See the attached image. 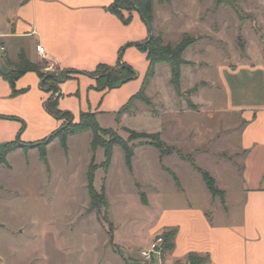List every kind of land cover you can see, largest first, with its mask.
<instances>
[{
	"label": "rangeland",
	"instance_id": "rangeland-1",
	"mask_svg": "<svg viewBox=\"0 0 264 264\" xmlns=\"http://www.w3.org/2000/svg\"><path fill=\"white\" fill-rule=\"evenodd\" d=\"M172 1L171 9L164 7L158 12L163 44L173 46L186 35L197 36L185 52L195 61L194 71L185 68L183 78L180 74L179 90L172 87L167 63L157 69V81L164 90L166 82L171 84L177 97L166 94L155 103L150 97L147 103H135L131 111L134 116L128 117L124 125L149 134L148 137L129 138L121 126L115 127V114L111 111L97 115L99 125L111 129L103 134V139L116 137L133 148L132 167L126 166L122 148L115 145L111 164L104 169V151L97 146L94 163L98 167L93 185L97 190L104 186L106 205L102 199L91 204L87 190V171L93 157L91 131L69 135L66 152L58 137H54L46 146V163L34 147L9 154V165L0 166V264L149 263L141 257L140 250L146 248L153 231L172 210L189 204L206 213L222 208L218 196L212 205L205 199V194L210 193L188 156L218 181L219 189L233 191L240 187L241 128L227 130V125L231 121L234 124L237 118L222 112L227 94L220 87L219 76L223 73L220 74L219 66L246 61L243 47L249 36L260 37L262 46L264 0H238L240 16L229 7H219L211 14L213 0H203L193 7L189 6L191 0ZM201 6L204 10L212 7L211 12L203 13V21L196 17ZM203 30L207 33L201 35ZM225 80L232 87L226 75ZM182 81L186 91L181 90ZM233 81L240 83L242 79ZM193 82L198 84L189 89ZM197 87L200 107L193 103ZM151 96L156 99L155 94ZM63 123L68 125L70 121ZM154 130H162L160 138L172 147L170 152L161 155L154 147ZM24 137L30 143L48 139L37 135L31 126ZM177 177L184 191L177 188ZM240 202L235 208H241ZM105 212L110 230L101 221Z\"/></svg>",
	"mask_w": 264,
	"mask_h": 264
},
{
	"label": "crops",
	"instance_id": "crops-1",
	"mask_svg": "<svg viewBox=\"0 0 264 264\" xmlns=\"http://www.w3.org/2000/svg\"><path fill=\"white\" fill-rule=\"evenodd\" d=\"M113 1L0 0V46L5 48L0 52V144L15 139L22 121L25 123L20 139L24 143H30L24 137L29 126L37 135L42 134L45 138L63 122L46 111L45 101L50 92L41 88L40 77L36 72L26 71L20 74L13 87L4 77L13 69L9 62L17 63L21 51L30 62L40 66L41 70L54 68L56 72H66V76L58 83V106L70 112L73 121H77L83 112H91L96 118L105 111L115 114L140 89L149 62L146 52L129 43L145 41L149 32L136 10L123 11L125 18L130 17L128 22L109 11L108 6ZM202 2L203 0H191L189 6H197ZM172 3V0H152L153 34L159 33L162 36L157 25L158 12L164 7L170 8ZM212 7L205 10L202 6L199 7L196 17L203 21V13L211 12V8V14L216 13L219 7L225 6L215 7L213 0ZM206 31L203 30L201 35L206 34ZM196 37L194 38L197 39ZM259 38L249 36L245 39L243 54L246 61L219 66L220 74L223 73L219 76L222 82L220 87L227 94L226 106L222 112L234 114L237 118L234 124L231 121L227 125V130L241 128V150L238 149L242 160L240 187L233 191L220 188L224 192V199L219 198L221 209L216 208L206 213L205 209L189 204L172 210L168 219L153 231L152 239L145 246L164 229L176 228L174 247L160 257H154L149 263L130 264H264V43L261 46ZM37 44L43 46V55L37 52ZM191 46L193 45L186 50ZM186 50L183 58L190 63L181 65V78L185 68L192 72L195 67V61L185 56ZM119 62L132 66L137 71V77L116 88L103 91L94 89L96 76L88 73L95 72L98 66L115 67ZM202 64L207 62L202 61ZM159 67L160 64L156 65L155 75L146 88L147 96L154 103L161 101V95L173 94L177 97L171 84L168 86L166 82V91L157 81ZM168 73L170 75V71ZM225 75L231 79L232 87L225 80ZM232 79L242 81L236 83ZM200 83L204 86L206 84L203 80ZM196 84L198 83L193 82L188 88ZM160 87L161 92L158 91ZM13 88L18 91L16 94H12ZM181 90L186 91L183 81ZM198 93L197 87L193 103L200 107L196 99ZM152 94H155L156 99ZM135 113L140 112L135 110ZM130 116H134V113L123 114L119 122L115 118V127L132 129L124 125ZM18 150L24 149L18 148L15 151ZM193 169L195 170L194 167ZM177 180V188L184 191L178 177ZM215 181L218 183L216 179ZM205 199L210 205L216 201L211 193L205 194ZM239 201L240 209L235 208ZM190 254L198 258L195 263L189 259Z\"/></svg>",
	"mask_w": 264,
	"mask_h": 264
},
{
	"label": "trees",
	"instance_id": "trees-1",
	"mask_svg": "<svg viewBox=\"0 0 264 264\" xmlns=\"http://www.w3.org/2000/svg\"><path fill=\"white\" fill-rule=\"evenodd\" d=\"M160 1H169V0H160ZM215 7L225 6L232 9L237 15H241V9L239 8L238 0H214ZM109 11L119 17L122 21L128 22L130 17L125 18L123 15V11L136 10L143 22L145 23L147 30L149 32L148 38L143 42H131L129 45H135L139 49L143 50L147 54L148 60V68L143 78L140 89L133 95L129 97L126 103H124L115 113L116 121L119 122L120 117L125 113H130L133 109H135V103L138 101H142L144 103L148 102V96L146 95V88L149 85L150 81L153 79L155 75L156 65L161 63H167L170 67L171 72V83L176 90H179L180 87V74H181V65L189 63L187 60L183 58V53L188 46L195 42V38L189 35H186L175 45L163 44L161 34L155 36L153 34V12H152V0H114L109 6ZM120 60V58H119ZM13 69L4 75V77L10 82L13 87V83L15 79L22 73L26 71H34L40 77V86L42 89L50 92L49 97L45 101V109L48 113L54 116L56 119H62L64 122L70 121L68 125L62 122V125L53 133L48 136L47 140H43L36 143H24L20 139L21 129L24 126L22 123V127L19 130L15 139L6 141L0 145V166L3 164H8L7 155L18 148H23L24 151H27L29 148H37L39 152V157L45 163L47 162L46 157V145L54 138L58 137L59 142L63 150L67 151V137L69 135L78 134L84 131L92 132V140H91V151L93 153L92 160L88 166L87 171V190L88 195L91 200V204H95L102 199L104 201V205H106L105 201V189L104 186L101 187L100 190H97L93 185V179L95 170L98 166L94 163V156L96 147L99 146L103 148L104 151V160L101 163L104 169H108L111 164L112 158V150L113 146L118 145L122 148L124 153V162L128 168L132 167V158L134 155L133 148L127 144L126 141L121 140L119 138H113L110 140L103 139V134L107 135L111 132L110 128H102L96 118V115L91 112H83L79 115L77 121H73L72 114L66 110H62L58 106V98L60 96L58 90V83L63 80L64 72H44L41 68L28 60L25 53L21 51L18 55V62L11 63L9 62ZM91 76H96V84L94 89L103 91L105 89H112L119 87L121 84L126 83L130 80H133L137 77V71L130 65L119 62L115 67H103L98 66L96 71L93 73H88ZM14 88L12 89V94H16ZM58 92V96H54V93ZM5 117V116H1ZM11 117V116H10ZM17 119L15 117H11ZM127 133L129 138H139V137H148L149 134L144 132H136L135 130L129 128H123ZM156 137V144L154 147L158 149L162 155V153L170 152L172 147H167V145L161 140L159 132L154 134ZM162 150V151H161ZM189 161L191 164L196 167L198 172L201 174V177L209 190V192L214 196H218L221 200L224 199V192L216 186L215 179L210 175V173L201 167H198L190 156ZM176 183L178 184V180L176 179ZM144 194L141 193V196ZM96 206V205H93ZM103 224H107V229L109 228L111 223L107 219V213L105 212L103 218H101ZM176 228H166L163 232L158 235L163 238L162 245V254L174 247V238L176 235ZM189 259L195 263L198 259L196 256L190 254Z\"/></svg>",
	"mask_w": 264,
	"mask_h": 264
},
{
	"label": "built area",
	"instance_id": "built-area-1",
	"mask_svg": "<svg viewBox=\"0 0 264 264\" xmlns=\"http://www.w3.org/2000/svg\"><path fill=\"white\" fill-rule=\"evenodd\" d=\"M4 46H0V52L4 51ZM36 50L40 55L44 54L43 46L37 44ZM54 96H58V92L54 93ZM162 245L163 238L157 236L154 240L148 245V247L140 250L141 257L146 261H151L154 257H160L162 254Z\"/></svg>",
	"mask_w": 264,
	"mask_h": 264
},
{
	"label": "water",
	"instance_id": "water-1",
	"mask_svg": "<svg viewBox=\"0 0 264 264\" xmlns=\"http://www.w3.org/2000/svg\"><path fill=\"white\" fill-rule=\"evenodd\" d=\"M65 74H66V72H65Z\"/></svg>",
	"mask_w": 264,
	"mask_h": 264
}]
</instances>
